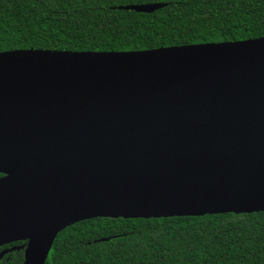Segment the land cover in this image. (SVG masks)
<instances>
[{"label":"water","instance_id":"obj_1","mask_svg":"<svg viewBox=\"0 0 264 264\" xmlns=\"http://www.w3.org/2000/svg\"><path fill=\"white\" fill-rule=\"evenodd\" d=\"M0 174V246L28 241L0 260L24 264L87 219L264 211V36L0 52Z\"/></svg>","mask_w":264,"mask_h":264},{"label":"trees","instance_id":"obj_2","mask_svg":"<svg viewBox=\"0 0 264 264\" xmlns=\"http://www.w3.org/2000/svg\"><path fill=\"white\" fill-rule=\"evenodd\" d=\"M149 3L166 5L125 8ZM263 36L264 0H0V52L138 51ZM24 261L19 249L0 264ZM46 264H264V211L87 219L59 233Z\"/></svg>","mask_w":264,"mask_h":264},{"label":"flooded vegetation","instance_id":"obj_3","mask_svg":"<svg viewBox=\"0 0 264 264\" xmlns=\"http://www.w3.org/2000/svg\"><path fill=\"white\" fill-rule=\"evenodd\" d=\"M3 176L2 174L0 175V177ZM27 242L28 241H17V242H13V243H9V244H6V245H3V246H0L1 247V251L4 250V249H9L11 247H14V246H22V245H27ZM21 249H24L25 251V248H21Z\"/></svg>","mask_w":264,"mask_h":264}]
</instances>
